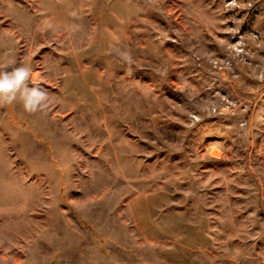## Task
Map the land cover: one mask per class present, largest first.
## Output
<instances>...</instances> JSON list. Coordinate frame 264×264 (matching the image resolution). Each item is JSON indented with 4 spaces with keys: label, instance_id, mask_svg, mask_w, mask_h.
Segmentation results:
<instances>
[{
    "label": "rangeland",
    "instance_id": "374dc122",
    "mask_svg": "<svg viewBox=\"0 0 264 264\" xmlns=\"http://www.w3.org/2000/svg\"><path fill=\"white\" fill-rule=\"evenodd\" d=\"M0 65V264H264V0H0Z\"/></svg>",
    "mask_w": 264,
    "mask_h": 264
},
{
    "label": "clouds",
    "instance_id": "9594fccd",
    "mask_svg": "<svg viewBox=\"0 0 264 264\" xmlns=\"http://www.w3.org/2000/svg\"><path fill=\"white\" fill-rule=\"evenodd\" d=\"M11 65L15 61L10 62ZM32 70L29 66L0 65V104L19 101L29 113L42 111L48 106V93L39 86H29Z\"/></svg>",
    "mask_w": 264,
    "mask_h": 264
}]
</instances>
